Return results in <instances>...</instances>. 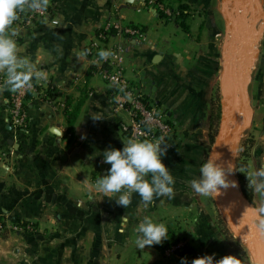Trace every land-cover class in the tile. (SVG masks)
Wrapping results in <instances>:
<instances>
[{
  "label": "crops",
  "instance_id": "1",
  "mask_svg": "<svg viewBox=\"0 0 264 264\" xmlns=\"http://www.w3.org/2000/svg\"><path fill=\"white\" fill-rule=\"evenodd\" d=\"M163 1L174 11L184 7L183 17L164 18L145 0H47L48 19L11 26L20 55L41 73L33 79L55 85L58 97L56 102L31 97L29 126L20 133L9 121L10 92L0 87V220L35 224L32 232H0V264H181L183 256L163 255L179 240L188 242L194 259L196 254H215L217 260L236 255L239 264H255L244 238L235 236L245 253L225 241L222 222L232 229L216 198L190 187L208 158L214 103L220 100L222 114L229 110L223 48L231 34L226 13L234 14L229 7L235 0ZM109 20L144 28L145 40H113L124 49L128 79L161 106L175 128L169 144L161 143L167 147L164 163L175 178L174 197L156 198L148 207L136 193L125 208L96 190L111 167L102 152L123 148L131 139L121 128L130 122L129 114L113 110L111 86L86 53ZM250 42L258 50L248 85L254 117L237 155V163L247 160L246 173L264 166V33ZM243 44L233 51V63L245 60ZM92 114L105 118L94 120ZM223 125L222 116L215 140ZM250 205L264 216V197L254 193ZM145 215L166 224L170 238L139 249L135 228Z\"/></svg>",
  "mask_w": 264,
  "mask_h": 264
},
{
  "label": "clouds",
  "instance_id": "2",
  "mask_svg": "<svg viewBox=\"0 0 264 264\" xmlns=\"http://www.w3.org/2000/svg\"><path fill=\"white\" fill-rule=\"evenodd\" d=\"M47 5V0H0V73L6 79L0 87H7L13 91L27 86L31 88L33 77L41 78V73L34 64L20 55V47L13 38L15 32L10 28L18 18V12L25 8L37 12ZM101 60L108 59L112 53L101 50ZM94 120H102V114H92ZM167 147L159 142L149 140L129 139L124 142L123 148H108L102 153L104 162L111 167L106 175H102L96 182V190L104 197L127 208L132 203L133 193L138 194L145 207H148L156 198L174 197L175 178L170 168L164 163ZM219 154L210 155L199 168V176L190 181V187L201 196L217 198L222 189L237 187V181L230 179L239 169L229 163L225 166L218 163ZM240 171V170H239ZM248 187L254 193L264 197V166L246 173ZM255 227L264 232V219H259ZM189 230L199 238L193 230ZM138 234L135 244L139 249L147 246L162 244L168 240L169 229L166 224L145 215L135 228ZM181 264H189L187 257L181 259ZM191 264H239L236 255H224L217 260L215 254L197 257Z\"/></svg>",
  "mask_w": 264,
  "mask_h": 264
},
{
  "label": "built area",
  "instance_id": "3",
  "mask_svg": "<svg viewBox=\"0 0 264 264\" xmlns=\"http://www.w3.org/2000/svg\"><path fill=\"white\" fill-rule=\"evenodd\" d=\"M146 6L162 14L164 18L175 19L180 17L181 11L169 8L163 0H145ZM51 12L46 5L37 12L27 8L18 12L16 23L23 26H32L49 18ZM127 37L134 41L146 39V33L142 26L124 23L122 20L107 21L96 33V37L87 46L86 53L95 64L99 65L102 78L111 86V102L115 112L124 111L130 116V122H123L121 128L131 139L149 140L153 142H165L175 132L173 124L169 121L167 113L161 106L148 100L137 86L131 83L125 73L124 49L121 44L114 41L115 37ZM106 50L112 55L101 60L98 53ZM3 76L0 80L3 85ZM7 88V87H5ZM10 92L7 98V108L11 126L17 132L27 131L30 122L28 100L38 96L45 102H56L58 97L57 87L52 83L40 85L34 79L31 88L25 86L22 89ZM35 224L31 221H13L7 223L0 220V232H32ZM189 244L185 240H179L166 246L163 255L168 258L186 256ZM200 257V254H196Z\"/></svg>",
  "mask_w": 264,
  "mask_h": 264
},
{
  "label": "water",
  "instance_id": "4",
  "mask_svg": "<svg viewBox=\"0 0 264 264\" xmlns=\"http://www.w3.org/2000/svg\"><path fill=\"white\" fill-rule=\"evenodd\" d=\"M263 3L264 0H235L229 7L234 10V14L230 16L229 12L226 13L230 18L231 34L223 48V56L227 62L224 81L227 87L225 97L229 99L231 109L222 114L224 125L211 150V155L213 152L219 154L218 163L225 166L231 163L236 167L241 135L253 123L254 109L250 102L248 85L250 68L258 50L253 48L250 41L253 35L258 39L263 36L264 27L258 29L259 22H264ZM241 42H244L245 60L233 63V51ZM232 118L235 122L230 123ZM230 179L237 181L238 186L222 189L216 198V204L234 236L247 241L255 264H264V232L254 226L258 222L257 216L259 219H264V216L259 214L242 194L236 173Z\"/></svg>",
  "mask_w": 264,
  "mask_h": 264
},
{
  "label": "trees",
  "instance_id": "5",
  "mask_svg": "<svg viewBox=\"0 0 264 264\" xmlns=\"http://www.w3.org/2000/svg\"><path fill=\"white\" fill-rule=\"evenodd\" d=\"M183 8L184 7H181V9H180L181 10L180 17H183V15H184ZM182 26H183L184 29H186V30L188 29L187 25L184 22H182ZM76 115H77V111H75L73 116H76ZM221 118H222V108H221L220 104L214 103L213 110H212V113H211V119H210V129H211V137L212 138H215L217 133H218V131H219V123H220ZM242 155L244 156V151L241 154V156ZM237 167L240 170L237 173V179H238V182H239V185H240V188H241V192L244 195V197L250 203H253L254 192L251 191L249 189V187H248V183L249 182H248V178H247V175H246V170L248 169L247 160L246 159H240ZM222 232L224 234L225 241L227 243H230L233 247L234 246L238 247V250L241 253H245V250H244V248L242 246H240L237 242H235V240H232L231 238H229L228 233L230 231L228 232V228L227 227L225 228L224 225L222 226ZM185 255L186 256H184V257H187L189 264H191V261L194 259L193 250H192L191 247H189V249L186 251Z\"/></svg>",
  "mask_w": 264,
  "mask_h": 264
},
{
  "label": "rangeland",
  "instance_id": "6",
  "mask_svg": "<svg viewBox=\"0 0 264 264\" xmlns=\"http://www.w3.org/2000/svg\"><path fill=\"white\" fill-rule=\"evenodd\" d=\"M144 95V94H143ZM219 103L218 104H220V106H221V102H220V100L218 101ZM171 138H172V136H170V137H168L167 138V144H169V142H170V140H171ZM166 143H164V144H166ZM214 143H215V138H212V140H211V145H210V147H209V150H208V157L211 155V150H212V148H213V146H214ZM238 163H236V168L238 169ZM236 173V175H237V173H238V170L235 172ZM223 224H224V226H225V228L227 227L228 228V232L230 231V229H229V227H228V225H226V222L224 221V222H222ZM228 236H229V238H231L232 240H236V238H235V236H234V234L230 231L229 233H228ZM236 242V241H235ZM236 246H234V248H235ZM236 249H238V247H236Z\"/></svg>",
  "mask_w": 264,
  "mask_h": 264
},
{
  "label": "bare ground",
  "instance_id": "7",
  "mask_svg": "<svg viewBox=\"0 0 264 264\" xmlns=\"http://www.w3.org/2000/svg\"><path fill=\"white\" fill-rule=\"evenodd\" d=\"M228 105H229V108H228V106H227V108L230 110L231 109V107H230V103H228ZM231 119V118H230ZM229 119V120H230ZM233 122H235V119L234 118H232V120L230 121V123H233Z\"/></svg>",
  "mask_w": 264,
  "mask_h": 264
}]
</instances>
